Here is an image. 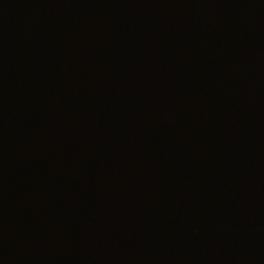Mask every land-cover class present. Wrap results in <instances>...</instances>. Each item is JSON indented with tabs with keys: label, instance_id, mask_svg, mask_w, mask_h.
<instances>
[{
	"label": "water",
	"instance_id": "water-1",
	"mask_svg": "<svg viewBox=\"0 0 264 264\" xmlns=\"http://www.w3.org/2000/svg\"><path fill=\"white\" fill-rule=\"evenodd\" d=\"M0 264H264V0H0Z\"/></svg>",
	"mask_w": 264,
	"mask_h": 264
}]
</instances>
